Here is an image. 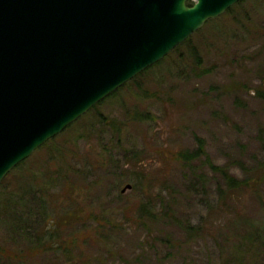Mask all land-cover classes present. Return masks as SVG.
<instances>
[{
  "label": "rangeland",
  "instance_id": "1",
  "mask_svg": "<svg viewBox=\"0 0 264 264\" xmlns=\"http://www.w3.org/2000/svg\"><path fill=\"white\" fill-rule=\"evenodd\" d=\"M196 138L204 140L214 164L228 165L238 178L245 176L239 164L264 162V0H243L206 22L63 130L55 139L67 152L59 176L43 170L42 150L24 160L27 170H12L0 183V264L21 258L23 264L66 263L51 253L33 260L13 256L27 243L9 229L6 208L25 191L29 171L38 172L39 185L47 183L58 198L52 204H59L66 224L60 232L78 244L69 248V262L264 264L263 252L248 253L231 220L234 209L219 200V177L206 166L188 169L176 160L178 152L196 147ZM141 206L149 213L141 214ZM236 206L263 221L264 207L255 197ZM186 223L201 233L189 238Z\"/></svg>",
  "mask_w": 264,
  "mask_h": 264
},
{
  "label": "water",
  "instance_id": "2",
  "mask_svg": "<svg viewBox=\"0 0 264 264\" xmlns=\"http://www.w3.org/2000/svg\"><path fill=\"white\" fill-rule=\"evenodd\" d=\"M187 1L0 0V182L241 0Z\"/></svg>",
  "mask_w": 264,
  "mask_h": 264
},
{
  "label": "trees",
  "instance_id": "3",
  "mask_svg": "<svg viewBox=\"0 0 264 264\" xmlns=\"http://www.w3.org/2000/svg\"><path fill=\"white\" fill-rule=\"evenodd\" d=\"M240 3L241 1L230 7L226 12H230ZM187 4L191 5L192 1L189 0ZM144 72L140 73L129 82L135 80ZM58 136L59 135L50 139L36 150H42L45 156H47V158L44 157L42 160L45 173L54 169L56 176L60 175L59 163H63L64 155L67 153L63 152L60 148L59 142L55 141ZM68 148L71 149L72 146ZM176 160L182 167L188 169H192L195 164L206 166L211 171H209L210 173L219 177L220 183L224 185V187L220 186L218 188L219 200L224 207L234 209V216L231 220L236 227H240V233L242 232L241 236L245 242H248V253H264V219L260 222L254 221L244 213L243 210H237L236 206L237 201L248 195L255 197L264 207V162H257L255 166L239 164V167L243 170L245 176L243 178H238L230 172L228 165L218 166L211 161L204 149V140L200 138H196V147L194 149L178 152ZM25 161L18 164L13 170H20L22 172L27 170V168L23 167ZM60 177H64L63 172ZM25 178L28 181L27 185H24L25 191L17 196V199L14 202L16 203L15 205L7 206L6 208L9 229L13 231V233H20L19 235L21 238L27 243L25 248L15 249L13 256L30 254L31 256L29 257L33 260L35 257L51 253L55 258H63L65 262L72 261V255L69 248L71 247L74 249L78 247V244L75 241V237H67L60 232V228L66 226V224L62 220H59V204H52V200L58 199H56V196L55 199H53L52 195L49 193L52 187L48 186L47 183L43 184L45 187L40 186L38 183V181H41L40 174L36 171H29ZM196 179L201 185H203L206 181V176L200 174ZM18 204H21L24 207L22 212L26 211L24 216L27 215V217H30L28 218L29 222L21 217L22 213L18 212L20 209ZM74 210L73 213L75 214ZM140 213L148 214L149 209L141 206ZM68 216L72 215L68 214ZM34 220L38 221V224L34 231H31V228L34 227ZM27 225H29V227H25ZM185 230L189 238L196 237L201 233L197 227H194L190 223L185 224ZM85 241L86 239H83L82 244H84ZM7 257L10 258L11 256ZM22 259L23 258L19 261L17 259L15 262L17 264H23L26 260ZM11 262H14V260H11Z\"/></svg>",
  "mask_w": 264,
  "mask_h": 264
}]
</instances>
